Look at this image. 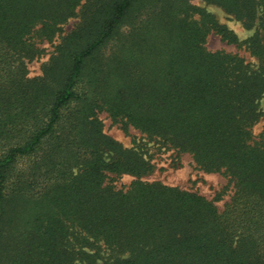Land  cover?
Listing matches in <instances>:
<instances>
[{
	"label": "trees",
	"instance_id": "trees-1",
	"mask_svg": "<svg viewBox=\"0 0 264 264\" xmlns=\"http://www.w3.org/2000/svg\"><path fill=\"white\" fill-rule=\"evenodd\" d=\"M192 1L0 0V264H264V0H201L253 30L244 42ZM77 9L29 79L35 42ZM209 35L257 66L209 51ZM101 112L226 177L222 210L142 181L143 150L106 135Z\"/></svg>",
	"mask_w": 264,
	"mask_h": 264
},
{
	"label": "rangeland",
	"instance_id": "rangeland-1",
	"mask_svg": "<svg viewBox=\"0 0 264 264\" xmlns=\"http://www.w3.org/2000/svg\"><path fill=\"white\" fill-rule=\"evenodd\" d=\"M83 3V2H82ZM192 5L199 9H204L212 14L217 22L230 31H232L239 42H244L253 34V30H248L236 21L234 17L228 15L221 8L208 4L201 0H194ZM76 16L67 21L62 27L60 33L50 43H36V46L42 50L39 57L25 62L29 79L42 76V68L47 65L51 57L55 54V49L62 38L76 26L79 21V9L76 10ZM206 49L211 52L222 51L229 54H235L242 58L247 64L255 68L257 61L246 50L244 45H229L223 42L218 36L209 35L205 43ZM262 116L252 129V135L257 137L264 129V100L260 102ZM103 131L106 135L118 142L124 148L139 147L143 150L148 159L151 170L141 177L144 182H159L166 186L176 187L183 191L197 193L198 195L212 201L217 209L222 210L224 204L228 202L231 195V185L226 177L216 173H205L196 168L191 156L188 154H178L174 151L154 144L142 135L140 132L129 127L124 130L120 124L115 123L105 113L98 114ZM116 188H126L135 180L129 175H110ZM104 253V252H103ZM107 257V253H104Z\"/></svg>",
	"mask_w": 264,
	"mask_h": 264
}]
</instances>
